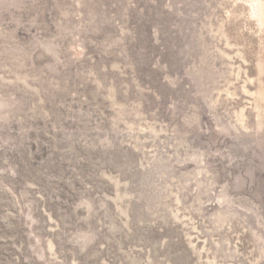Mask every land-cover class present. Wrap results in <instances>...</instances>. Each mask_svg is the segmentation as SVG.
Instances as JSON below:
<instances>
[{"label": "rangeland", "instance_id": "374dc122", "mask_svg": "<svg viewBox=\"0 0 264 264\" xmlns=\"http://www.w3.org/2000/svg\"><path fill=\"white\" fill-rule=\"evenodd\" d=\"M0 264H264V0H0Z\"/></svg>", "mask_w": 264, "mask_h": 264}]
</instances>
